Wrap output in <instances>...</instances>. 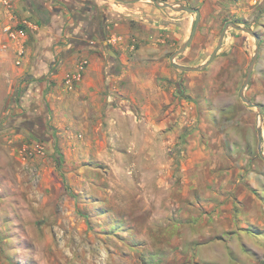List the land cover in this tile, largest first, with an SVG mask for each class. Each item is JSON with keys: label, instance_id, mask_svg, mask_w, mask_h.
<instances>
[{"label": "rangeland", "instance_id": "rangeland-1", "mask_svg": "<svg viewBox=\"0 0 264 264\" xmlns=\"http://www.w3.org/2000/svg\"><path fill=\"white\" fill-rule=\"evenodd\" d=\"M19 70L10 57L0 68V264H264V163L226 152L212 112L203 129L197 110L193 127L176 118L155 144L152 126L126 121L45 125ZM235 76L225 93L231 82L248 106ZM251 119L253 145L264 124ZM201 135L209 153L189 148Z\"/></svg>", "mask_w": 264, "mask_h": 264}, {"label": "crops", "instance_id": "crops-1", "mask_svg": "<svg viewBox=\"0 0 264 264\" xmlns=\"http://www.w3.org/2000/svg\"><path fill=\"white\" fill-rule=\"evenodd\" d=\"M167 2L200 12L192 42L174 61L179 66L195 68L206 63L225 21L240 22V26L257 35L258 57L244 95L261 108L260 116L253 107L237 102L231 82L226 94L223 82L225 76L236 74L239 85L241 74L246 76L255 52L254 39L245 32L228 29L207 68L182 72L171 65L170 57L190 37L195 16L161 9L146 0L133 4L115 0H12V25L23 21L28 24L25 58L19 70L25 77L20 85L24 105L34 114L33 118H37V112H46L48 119H42L45 125L51 114L53 124H58L59 118L77 121L78 126L88 120L92 121L90 124L96 120L100 124L126 121L142 133L152 126L154 144L161 141L162 129L174 125L176 118L188 112L180 123L190 122L193 127L191 113L197 110L199 127L203 129L212 112L218 123L215 125L223 130L219 142L224 150H236L240 154L236 157L247 160L257 158V133L253 145L246 141L253 137V127L245 121L248 115L251 120L260 117L264 124V0H240L236 4L228 0ZM8 23L10 16L0 5V30ZM109 51L115 58L110 57ZM7 57L13 58L12 52L0 49V68ZM85 60L88 67L82 79L68 85L66 78ZM218 74H224L221 91L210 96L215 83L210 77ZM203 138L206 140L202 135L188 140L189 148L201 144V149L209 153L202 144ZM261 142L264 154V128Z\"/></svg>", "mask_w": 264, "mask_h": 264}, {"label": "water", "instance_id": "water-1", "mask_svg": "<svg viewBox=\"0 0 264 264\" xmlns=\"http://www.w3.org/2000/svg\"><path fill=\"white\" fill-rule=\"evenodd\" d=\"M115 1L123 3V4H133V3H136V2L141 1V0H115ZM148 1H150L152 4H154L155 6L161 8V9H168V10L174 12V13H186V14L195 16V21H194V25H193L190 37L170 57L171 65L176 67V68H178L182 72H199V71H202L205 68H207L211 64V62L214 60V57H215L217 51L220 49V47L222 45V42H223V39H224V36H225V34H226V32H227V30L229 28L233 29V30H236V31L245 32V33H247L248 35H250L254 39L255 44H256L255 52H254L253 58H252V60H251V62L249 64V66H248L247 73H246V76H245V80H244L243 86H242V88H241V90L239 92V96L242 99V101L245 104H247L249 107H253V108L257 109L258 116H260L261 108L259 106L255 105V104H253L252 102H250L244 96V90L247 87V85L249 84L251 73H252V69H253V67H254V65L256 63L257 57H258L259 44H258L257 35L252 30H250L249 28H245V27L240 26L238 24H235V23H232V22H228V23L224 24V26H223L220 34H219V37H218L217 46H216L214 52L212 53V55L210 56L209 60L206 63H204L203 65H201L199 67H195V68L179 66L174 61H175V59L178 56H180L181 54H183L185 52L186 48L192 42V39H193L194 34L196 32L197 26L199 24L200 12L197 9H193V8H190V7H187V6H183V5L161 3L158 0H148ZM108 54L110 55V57L115 58V54L112 51H109ZM257 138H258V147H257L258 154H259L260 158L262 160H264V155H263L262 149H261V143L262 142H261V129L260 128H257Z\"/></svg>", "mask_w": 264, "mask_h": 264}, {"label": "built area", "instance_id": "built-area-1", "mask_svg": "<svg viewBox=\"0 0 264 264\" xmlns=\"http://www.w3.org/2000/svg\"><path fill=\"white\" fill-rule=\"evenodd\" d=\"M232 4H236L240 2V0H228ZM0 5L10 16V23L4 25L0 30V49L2 51H11L14 58V63L18 68L22 67L23 60L25 58V48L24 43L26 40V26H28L27 22L23 21L19 23L18 26L12 25V21H14V16L12 15V0H0ZM88 67V62L82 61L78 65L76 71L72 76H68L66 78V83L71 85L73 82H79L85 70ZM35 152L41 154V148H35Z\"/></svg>", "mask_w": 264, "mask_h": 264}, {"label": "trees", "instance_id": "trees-1", "mask_svg": "<svg viewBox=\"0 0 264 264\" xmlns=\"http://www.w3.org/2000/svg\"><path fill=\"white\" fill-rule=\"evenodd\" d=\"M224 23H227V21H225ZM235 24H238V25H241V23L240 22H234Z\"/></svg>", "mask_w": 264, "mask_h": 264}]
</instances>
